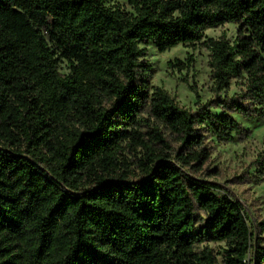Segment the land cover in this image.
I'll return each mask as SVG.
<instances>
[{
	"label": "trees",
	"instance_id": "obj_1",
	"mask_svg": "<svg viewBox=\"0 0 264 264\" xmlns=\"http://www.w3.org/2000/svg\"><path fill=\"white\" fill-rule=\"evenodd\" d=\"M110 1L0 0V264H264V227L197 177L208 134L264 116V0ZM199 43L213 97L191 110L146 52Z\"/></svg>",
	"mask_w": 264,
	"mask_h": 264
},
{
	"label": "rangeland",
	"instance_id": "obj_2",
	"mask_svg": "<svg viewBox=\"0 0 264 264\" xmlns=\"http://www.w3.org/2000/svg\"><path fill=\"white\" fill-rule=\"evenodd\" d=\"M109 3H118L126 11L132 10L127 0H111ZM236 29L237 26L233 23L207 28L202 41L220 36L232 41L236 36ZM189 55L192 56V61L186 69L180 71L168 66L169 61L186 60ZM146 58L152 65L151 84L162 86L180 106L194 110L196 94L200 102L213 97L209 78V50L204 45L177 44L164 52H158L152 45H148ZM59 66L62 73L69 71L65 62H61ZM240 88L233 80L228 94L233 95ZM234 116L240 122L242 131L235 134L229 142H221L210 134L207 135L206 142L211 155L197 177L219 184L221 189L217 191L218 194L227 193L239 200L245 209L251 230L258 232L259 227H264V116ZM125 154L128 159L133 157L126 151ZM131 168L137 172L135 164ZM262 234L264 235V230ZM208 245L218 252L223 242H209Z\"/></svg>",
	"mask_w": 264,
	"mask_h": 264
}]
</instances>
